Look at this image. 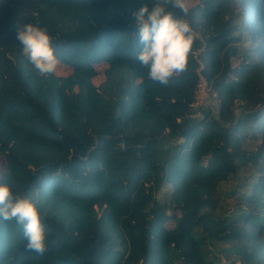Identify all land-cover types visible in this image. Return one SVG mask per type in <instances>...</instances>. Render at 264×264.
Here are the masks:
<instances>
[{
	"label": "trees",
	"instance_id": "obj_1",
	"mask_svg": "<svg viewBox=\"0 0 264 264\" xmlns=\"http://www.w3.org/2000/svg\"><path fill=\"white\" fill-rule=\"evenodd\" d=\"M152 2L0 0V183L47 234L38 255L0 221V264H264V0L191 7L197 38L167 85L136 59L132 17ZM25 24L47 30L68 75L33 69L15 41ZM200 76L217 106L197 116ZM246 173L220 211L222 183Z\"/></svg>",
	"mask_w": 264,
	"mask_h": 264
},
{
	"label": "clouds",
	"instance_id": "obj_2",
	"mask_svg": "<svg viewBox=\"0 0 264 264\" xmlns=\"http://www.w3.org/2000/svg\"><path fill=\"white\" fill-rule=\"evenodd\" d=\"M169 9H175L176 13ZM189 14L188 0H153L151 6L144 3L133 14L136 43L140 46L136 59L148 70L149 80L167 85L174 76L187 70L197 38L188 21L182 18ZM15 41L40 76L57 72L60 61L46 29L33 24L22 25L16 28ZM13 220L22 228L26 250L44 255L47 234L41 211L31 198L13 195L7 184L0 183V221Z\"/></svg>",
	"mask_w": 264,
	"mask_h": 264
},
{
	"label": "rangeland",
	"instance_id": "obj_3",
	"mask_svg": "<svg viewBox=\"0 0 264 264\" xmlns=\"http://www.w3.org/2000/svg\"><path fill=\"white\" fill-rule=\"evenodd\" d=\"M200 0H188V6L189 8L195 6L196 4L199 3ZM244 45H247L244 44ZM198 56V53L196 54ZM96 70V75L92 79V83L95 86H98L103 80H104V75H103V70H104V65H98L95 67ZM71 72V68L65 65H62L59 63L57 72L55 73L56 75L59 76H66ZM201 77V76H200ZM202 78V77H201ZM199 86L195 92V101L192 104V111L196 113L198 116L200 109H206L209 108L212 113L216 112V106L217 102L212 100L210 96V87L207 85V83L204 81V79L199 80ZM258 144V142H253L250 139H246V141L243 144V148L247 150H252L255 148V146ZM249 174V172H247ZM242 174L240 178L236 179H229L227 182L222 183L220 186V198H221V210L220 211H226V210H232L234 205V199L233 198H227V194L229 191L232 190H237L238 192L242 191L241 190V185H243L244 180L243 178L248 175V174ZM170 192V187L168 185L164 186L160 192L157 194V197L159 199H163L164 197L167 196V194ZM168 227H172V223H167ZM221 262L222 263H228L233 260L232 257H226L225 255H221Z\"/></svg>",
	"mask_w": 264,
	"mask_h": 264
},
{
	"label": "built area",
	"instance_id": "obj_4",
	"mask_svg": "<svg viewBox=\"0 0 264 264\" xmlns=\"http://www.w3.org/2000/svg\"><path fill=\"white\" fill-rule=\"evenodd\" d=\"M200 79H202V78L200 77ZM198 86H199V84H198ZM198 86H197V88H198Z\"/></svg>",
	"mask_w": 264,
	"mask_h": 264
}]
</instances>
